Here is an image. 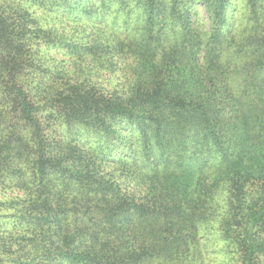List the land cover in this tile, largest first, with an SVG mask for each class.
I'll use <instances>...</instances> for the list:
<instances>
[{
	"label": "trees",
	"instance_id": "16d2710c",
	"mask_svg": "<svg viewBox=\"0 0 264 264\" xmlns=\"http://www.w3.org/2000/svg\"><path fill=\"white\" fill-rule=\"evenodd\" d=\"M51 52L131 69L106 89ZM120 141L135 157L114 167L97 152ZM0 186V259L258 264L264 0H0Z\"/></svg>",
	"mask_w": 264,
	"mask_h": 264
},
{
	"label": "rangeland",
	"instance_id": "374dc122",
	"mask_svg": "<svg viewBox=\"0 0 264 264\" xmlns=\"http://www.w3.org/2000/svg\"><path fill=\"white\" fill-rule=\"evenodd\" d=\"M35 10H37L38 15L41 16V19H40L41 21H39L41 27L46 28V26H48V27L55 28L57 30H65L69 33L74 31V29L73 30L71 29V25H70L71 22L66 21V22L54 24L53 23L54 22L53 13L47 14V16L44 17V12H43L44 10L42 8L35 9ZM201 13L202 15H204L203 10H201ZM72 25L75 26L76 23ZM82 29H83L82 26L79 25L77 36H79ZM51 55H52V58L58 57V60L55 61L56 64L61 63L60 65L66 67V69L68 67H74L76 70L74 69L72 71L73 77H74V72L77 71V73L79 74V77L77 79L82 80L87 77L92 82L97 83L99 86L104 87L106 89L118 88L116 86L119 85L121 82H122L121 85H123V83L127 81V79L125 78L126 72L128 74V70L131 69V67L127 69L124 66L123 68L124 73H122V67H123L122 61L115 54H112V56L110 55L108 57H105L104 54H99L91 58H86V60L80 59L79 55H66L65 56L59 53L58 56H56L57 54L55 52H51ZM123 76H124V79H123ZM129 131L130 129H127L125 133H128ZM90 147L91 148L93 147L92 144H90ZM94 147L92 149L96 151ZM106 147L107 149H103L104 154H101L102 150H99L97 154L109 160V164L113 165L114 167L116 166L119 167L123 165L124 162L133 163L132 158H134L135 155L127 151V148L125 144L122 143V141L117 142L115 144H111V145L108 144L106 145ZM126 152L128 153L129 157L126 156L127 155ZM0 190H2V186H0ZM4 192H8V191L6 190ZM11 219H13V217H11L10 215H3V214L0 215V236L1 235L10 236L9 233L14 231L13 230L14 226H13V223L11 222ZM214 226L215 224H213V227L209 230V232L212 233L211 239L213 241L209 242L208 246L209 248H212V250H214L215 252H218L219 249L223 247L225 248L226 245L222 241H220L219 234L216 231L217 227L214 230ZM21 229L22 228H18L17 231H20ZM13 241L14 240H11L10 242H13ZM31 248L32 247L30 243L24 246V251H28ZM24 251H21L20 249L18 250L20 257H17V255H5V257H2L0 259V264H20V261L27 263V261H23V260H25V257L28 258L29 256H27ZM13 260H17V261L14 262ZM235 261L237 260H231L230 256H225L223 254L214 253L208 256L206 264H240L238 261L237 262ZM258 264H264V256H262L258 260Z\"/></svg>",
	"mask_w": 264,
	"mask_h": 264
}]
</instances>
